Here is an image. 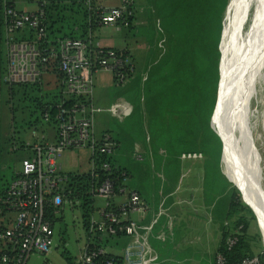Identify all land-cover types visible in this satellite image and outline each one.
<instances>
[{
	"label": "built area",
	"instance_id": "built-area-1",
	"mask_svg": "<svg viewBox=\"0 0 264 264\" xmlns=\"http://www.w3.org/2000/svg\"><path fill=\"white\" fill-rule=\"evenodd\" d=\"M49 1L36 0V9L24 12L18 11L9 0H2L6 59L2 81L11 86L38 85L44 75L56 72L62 87L40 112L45 122L54 125V140H47L41 133L38 140L24 144L23 149L29 154L20 160L18 167L12 168L13 177L0 193V264H25L32 252L50 250L56 214L66 201L72 200L69 174L58 159L63 151L80 148L90 151V168L80 185L85 182L88 200L98 197L105 202L97 210V218L91 216L87 222L88 239L76 264H158L150 236L166 209L161 203L148 218L151 207L140 191L127 183L130 176L122 172L118 183L111 176L116 165L109 158L118 147L116 141L107 133L100 138L93 134V117L100 110L93 103V72L108 71L114 84L122 86L135 73L130 54L125 49L118 52L103 46L94 39L93 30H89L86 38L51 41L45 11ZM85 2L98 25L116 30L129 25L133 0H120L118 6L112 7L93 0ZM109 111L123 120L132 106L119 98ZM36 136L33 130L32 137ZM184 156L201 154L183 153ZM136 158L143 159L140 155ZM163 235L160 229L157 237ZM237 239L235 231H228L224 245L230 249ZM259 262L255 254L232 263L226 262L221 251L214 258V264Z\"/></svg>",
	"mask_w": 264,
	"mask_h": 264
},
{
	"label": "rangeland",
	"instance_id": "rangeland-1",
	"mask_svg": "<svg viewBox=\"0 0 264 264\" xmlns=\"http://www.w3.org/2000/svg\"><path fill=\"white\" fill-rule=\"evenodd\" d=\"M13 1L18 11H33L37 7L36 0ZM94 1L96 2V0H93V2ZM134 1L135 7L138 8L139 11L138 20L141 19V25H136L130 30L125 31H116L111 26L103 25L94 29L93 33L94 36L100 40H107L114 45L127 46L132 54H134L133 50L138 49L137 52L141 60V76L146 74L148 78L154 82V74L158 70L163 71L165 68L162 59L164 53L160 55L161 48L157 47V44H161V47H165L166 50L168 47L165 20L156 12V7L153 2L149 4L148 0ZM98 2L107 5L115 3L116 0H98ZM83 3L87 6L85 0ZM226 4L222 15V32L223 29L225 30L224 25L229 0H227ZM252 20L253 17H251L250 23ZM248 27L249 25L247 28ZM219 55L217 85L211 110L212 117L219 100V89L222 78L220 73L223 53L220 54L219 51ZM5 64V51H3V72ZM111 75L110 72L105 71H98L93 74L95 82L94 93L96 95L101 93L102 95V99L97 103V105L101 107V111L94 116L96 124L98 123L97 127L95 124V130L99 135L102 130L110 129L111 135L115 138L118 137L121 141L122 145L120 150L116 148L112 157L131 173V177L128 179L127 183L130 186L138 188L141 192V167L145 166V170L148 171L150 164L141 162V159L136 158V156H141V141H146L149 136L155 138V136H153V125L156 124V122L154 123L153 120L152 123L148 122V114L144 104V98H148V95L153 96L152 93H154V91H150L148 89V81L144 82L143 80L141 82L133 80V82L131 81V83L128 84L115 86L112 82ZM135 76L136 72L133 77ZM256 77L252 94L248 99L245 123L253 138L251 143L258 157L260 170L264 176V58L260 60ZM102 84H107L106 88H102ZM152 86L153 88L155 87V82L152 83ZM59 89V77L54 72L44 75L42 82L36 86H13L9 89V87L3 83L0 84V123L4 143V155L8 149L10 150L11 145L14 143L18 144L21 141L24 144L32 143L34 140L39 139V135L42 132L47 134V130L51 131V129H53L54 125L52 123L43 120L40 113L41 110L37 106L36 101L39 100V102H41L40 99L42 98L44 101H48L59 92ZM113 98L125 99L133 106V111H131L130 115L123 119V121L110 115L109 105ZM213 125L210 124L211 129L213 130L214 128V130H216ZM33 130L37 132V136L34 138L31 136ZM167 135L168 133H163L160 135L161 138L159 136L155 138L156 145L161 146L164 151H166L165 154H160L158 157L161 158V160H166V162H163V164L156 163L155 165L153 164V168L151 167L159 176V178L157 177L158 182L163 183L165 176L172 182L180 173H184L180 177V181L185 179L187 168L192 162L197 160L202 161L203 168L206 166H209V168L211 167L212 175L215 176L214 173H217L218 165V156L216 154L209 159L202 151L200 144L192 146L191 142L177 143L173 140L170 143V139H168ZM136 145L140 148H137ZM193 152L200 153L201 156L182 157L183 153L187 154ZM26 156L27 152L23 150H17L13 153L7 152L5 155L6 169L3 171V179L10 181L11 175L13 176L12 168L18 167L20 160ZM203 156H205L203 160L199 159ZM88 157L89 152L87 148H80L64 151L58 159L67 174H77L79 177L83 176L80 178L81 181L76 182V186L80 187L82 178H85L84 175H86L90 168ZM220 158L221 153L219 161ZM235 187L236 186L233 185V189L236 190H234L233 194L239 197L241 204H244V206L241 204L236 205L234 209L236 215L233 214L234 216L226 221L224 224L225 229L230 232L235 231L236 234H241V227L243 224L235 226V223L238 216H243L248 224L244 234L250 243L251 249L254 251L255 255H262L264 258V234L258 216L251 209L252 207L249 204L250 201L248 202ZM223 198L224 196L221 197L220 201L223 200ZM104 202L105 200L103 198L95 197L90 201L84 197L78 196L74 197L71 201H66L60 212L56 214V222L53 229V244L50 250L47 253L32 252L26 259L25 264H76L80 251L88 239V233L86 231L87 222L91 216L97 218V210L104 206ZM122 243H124V240H122Z\"/></svg>",
	"mask_w": 264,
	"mask_h": 264
},
{
	"label": "trees",
	"instance_id": "trees-1",
	"mask_svg": "<svg viewBox=\"0 0 264 264\" xmlns=\"http://www.w3.org/2000/svg\"><path fill=\"white\" fill-rule=\"evenodd\" d=\"M83 1H49L45 6V11L47 34L51 41L63 37L86 38L89 30H94L99 26ZM148 2L149 4L153 2L156 12L164 18L168 37V47L162 58L165 68L154 74V88L153 80L148 78L147 82L148 89L157 95L149 103V112H151L153 122H156L153 125V136L157 138L156 136L160 137L163 133H168L167 137L170 139V143L173 140L177 143L191 142L192 146L200 144L202 151L209 159L216 154L217 162H219L221 141L211 129L209 121L218 78L220 56L218 45L222 29V15L227 0H148ZM9 3L11 2L9 1ZM113 49L121 51L118 48ZM125 50H122L124 54L127 51ZM3 51L4 30L2 0H0V84L3 83L11 89L13 86L2 81ZM55 98V95L48 101H44L42 98L41 102L38 100L36 104L42 111L44 104L51 103ZM23 148L22 141L18 144L14 143L5 155L7 152L13 153ZM5 155L0 123V193L9 183L3 179V171L6 169ZM109 160L113 166L116 165L111 176L117 183L121 180L122 172L131 176L129 170L122 167L112 156ZM211 169L209 166L205 167V187L214 190L218 187V179L212 175ZM69 177H71L69 188L72 199L77 196L88 199L85 182L84 186H76V182L81 181L80 178L83 176L69 174ZM84 177L82 181L86 180L85 175ZM232 195L235 202H232L231 206L240 205L239 197L236 194ZM241 205L244 206V204ZM239 224H243L242 233L237 234L236 243L230 249L226 248L224 238L228 231L225 230L218 249L225 255L227 263L254 255L244 234L248 224L243 216H238L236 219L235 226ZM259 258L258 264H264L262 255H259Z\"/></svg>",
	"mask_w": 264,
	"mask_h": 264
},
{
	"label": "crops",
	"instance_id": "crops-1",
	"mask_svg": "<svg viewBox=\"0 0 264 264\" xmlns=\"http://www.w3.org/2000/svg\"><path fill=\"white\" fill-rule=\"evenodd\" d=\"M9 1L14 4L13 0ZM95 3L102 6L112 7L118 6L120 4V0H116L115 3L107 5L98 2V0H96ZM132 12L133 13L130 19V25L127 27H123L120 30H116L114 28L116 31L130 30L136 25L142 24L141 19L138 20L139 11L138 8L135 7L134 0L132 5ZM94 39L103 46L126 49L129 52L131 60L135 67L136 76L131 78L128 83H131V81L133 82V80H138L139 82H141L142 80L144 82L148 81V76L146 74L141 76V60L140 55L137 52L138 49L133 50L135 54L134 55L127 46L123 47L122 45L118 44L114 45L107 40H100L96 37ZM161 46V44H157V47L161 48L160 55L166 52V48ZM98 71L93 72V74L97 73ZM54 73L59 77L61 89L62 84L60 76L58 73ZM112 82L114 83L113 76ZM106 86L107 84L101 85L102 88H106ZM93 87V103L96 107L100 108V110L98 111L100 112L101 107H99L97 103L100 101V99H102V95L101 93H99L98 95L94 93V78ZM152 94L153 96L148 95V98H144V104L148 114L149 123H152L153 120V118L151 117V112H149V103H151L150 100L157 97L155 92ZM115 100H117V98L112 99L109 107ZM95 124L96 121L93 117V134L95 138H100L104 133H107L116 141L118 146L117 149L120 150L122 143L118 139V137L115 138L114 136H112L110 129L102 130V132L98 135L95 130ZM97 126L98 123L96 124V127ZM42 133L47 140H54V127L53 129H51V131L47 130V134H45L44 132ZM154 141L155 138H151V136H149L146 141H141V156L143 158L141 162L150 164V166L148 171L145 170V166L141 167L140 193L142 198L151 207V213L148 215V218L150 217L152 212L157 211L161 203L166 209V214L160 216L158 223L154 228L152 235L150 236L151 245L157 253L158 264H214L215 254L219 251L218 249L222 242L223 233L226 230L224 224L227 220H229V218H232V216L236 215L234 213L236 205L231 206V203L235 202V199H233L232 195L235 190L233 189V183L227 179V176L225 175L222 168L221 160V162L219 161L217 165V173H214V175L218 179V187L214 190L205 187V167H202V161L200 160L192 162L191 165L187 168V172L184 177L185 179H182L180 181V177L184 174L180 173L178 176H176V178L173 179L172 182L167 176L164 177L163 183L158 182L157 177L159 178V176L152 168L156 163L163 164V162H166V160H161V158H158L160 154H165L166 151H164L161 146H157L156 141L154 144ZM136 146L137 148H140L138 145ZM19 150L26 151L27 155L29 154L26 149ZM71 150L75 149H69L65 151ZM88 152V164L90 166V151L88 150ZM204 157L205 156L199 159L203 160ZM235 188L238 189L237 187ZM222 196H224V198L220 201ZM160 229L164 231V235L161 238L157 237V232Z\"/></svg>",
	"mask_w": 264,
	"mask_h": 264
},
{
	"label": "bare ground",
	"instance_id": "bare-ground-1",
	"mask_svg": "<svg viewBox=\"0 0 264 264\" xmlns=\"http://www.w3.org/2000/svg\"><path fill=\"white\" fill-rule=\"evenodd\" d=\"M224 28L222 78L212 125L223 140V171L254 207L264 234V176L245 123L248 99L264 58V0H229Z\"/></svg>",
	"mask_w": 264,
	"mask_h": 264
},
{
	"label": "water",
	"instance_id": "water-1",
	"mask_svg": "<svg viewBox=\"0 0 264 264\" xmlns=\"http://www.w3.org/2000/svg\"><path fill=\"white\" fill-rule=\"evenodd\" d=\"M221 37H222V30H221L220 41H221ZM220 41H219L218 49H219L220 54H221ZM219 72H220V62H219ZM220 76H221V73H220ZM218 89H219V85H218ZM217 94H218V92H217ZM217 97H218V95H217ZM215 105H216V104H215ZM214 108H215V107H214ZM211 117H212V115H211ZM211 117H210V124H212V122H211ZM213 130H214V128H213ZM214 132L218 135V137L220 138L221 143H222L221 158H220V160L222 161V154H223V140H222V137L220 136V134H219L216 130H214ZM227 179H228V177H227ZM228 180L231 181L230 179H228ZM233 185H235V184L233 183ZM235 186L238 188V190L240 191V193L243 195L241 189H240L237 185H235ZM252 210H253V208H252ZM253 212H254V210H253ZM254 213H255V212H254Z\"/></svg>",
	"mask_w": 264,
	"mask_h": 264
}]
</instances>
